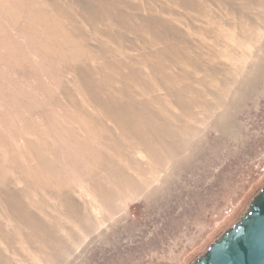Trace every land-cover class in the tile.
<instances>
[{"label":"rangeland","instance_id":"374dc122","mask_svg":"<svg viewBox=\"0 0 264 264\" xmlns=\"http://www.w3.org/2000/svg\"><path fill=\"white\" fill-rule=\"evenodd\" d=\"M264 186V0H0V264H192Z\"/></svg>","mask_w":264,"mask_h":264},{"label":"water","instance_id":"95a60500","mask_svg":"<svg viewBox=\"0 0 264 264\" xmlns=\"http://www.w3.org/2000/svg\"><path fill=\"white\" fill-rule=\"evenodd\" d=\"M192 264H264V186L231 227Z\"/></svg>","mask_w":264,"mask_h":264}]
</instances>
